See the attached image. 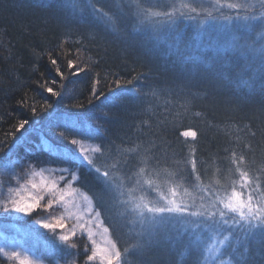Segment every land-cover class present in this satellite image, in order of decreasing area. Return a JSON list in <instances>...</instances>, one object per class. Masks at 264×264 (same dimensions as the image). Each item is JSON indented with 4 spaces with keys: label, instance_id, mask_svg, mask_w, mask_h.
Instances as JSON below:
<instances>
[{
    "label": "trees",
    "instance_id": "1",
    "mask_svg": "<svg viewBox=\"0 0 264 264\" xmlns=\"http://www.w3.org/2000/svg\"><path fill=\"white\" fill-rule=\"evenodd\" d=\"M184 1L95 0L100 16L89 0H0V171L21 178L37 161L73 171L72 186L103 212L122 255L135 245L128 242L126 222L130 226L138 218L129 205L124 210L113 200L111 190L153 201L176 188L185 200L214 184L230 186L240 166L253 185L246 189L264 198V4L244 6L240 15L224 20L185 16L176 9ZM247 1L252 6L264 0ZM149 32L169 53L146 43ZM194 36L213 44L197 47ZM191 55L197 59L186 58ZM48 87L61 95H51ZM91 121L104 130L90 131ZM57 127H67L69 140L79 143L67 145ZM184 131L197 137H184ZM96 135L103 155L96 151L99 140L87 138ZM85 145L96 148L87 159ZM126 153L150 169L152 176L143 178L153 179L154 188L141 192L127 184L124 171L117 170ZM34 219H0V233L54 261L65 245L55 233L33 229ZM180 233L194 239L191 225ZM80 243L83 252L87 245ZM225 253L232 260L231 250ZM194 257L181 248L175 259L191 264ZM126 258L134 264V257ZM150 261L169 264V257L157 249ZM0 264L7 263L0 257Z\"/></svg>",
    "mask_w": 264,
    "mask_h": 264
},
{
    "label": "snow or ice",
    "instance_id": "2",
    "mask_svg": "<svg viewBox=\"0 0 264 264\" xmlns=\"http://www.w3.org/2000/svg\"><path fill=\"white\" fill-rule=\"evenodd\" d=\"M88 5L100 16L102 15V13L97 11L95 0H89ZM227 6L232 7L231 4ZM155 15L158 16V13ZM192 39L196 41L197 47H199L201 42L209 47L213 44L212 41L204 40L200 36H194ZM179 46L180 44L176 45L177 49H179ZM185 47L186 50H189L191 45L186 44ZM186 58L197 59L195 55ZM51 63L55 65L57 60L52 59ZM68 67H73L71 61H69ZM57 74H60L59 71ZM45 91L53 96L61 95V93L54 92L51 87L46 88ZM48 107L50 109L51 105ZM26 123L27 121L22 122L20 128H24ZM68 126H71V124ZM88 127L90 131L94 130L96 133L97 130H104L102 124H95L93 121L90 122ZM55 129H61L59 131V137L68 141L67 145H76L79 143L75 138L69 140V136L73 133L67 131V127H57ZM181 135L184 137H197L195 131H184ZM87 138L99 140L98 135ZM48 139L50 140V138ZM99 142L100 147L96 151L103 155L105 146L100 140ZM52 143L55 142L53 141ZM51 146L50 144L49 149H51ZM29 147L32 146L29 145ZM44 153L43 150L40 151L41 155ZM125 155L128 156V159L117 163V170L124 171L127 184H135L136 189L141 192L144 191L145 186L148 189L154 188L155 181L153 179L143 178L152 176L150 169L144 167L141 161L136 160L134 153H126ZM85 159L87 158L85 157ZM66 163L70 164L72 162L69 160ZM147 163L151 164V161H147ZM29 164L33 163L30 162ZM191 166L193 172H195L196 161H192ZM89 173L91 175L97 174L96 170L94 173ZM239 174L243 181L240 192L233 187L229 194L227 186L219 184H214L212 188H202L201 203L199 206L196 204H178L175 199L177 195L176 188H169L168 192L170 196H161L162 203L159 205L144 197L137 198L134 193L129 192L127 199L123 203L131 207L138 219L132 226L127 225L126 222V227L130 229L127 234L128 242L135 241V245L131 250L124 249L123 255L118 250L119 240L109 225L104 227V232L108 233L111 229L116 243H113L111 240H106L107 246L102 247L96 244L95 240H92V244L88 245L85 251L81 252L79 250L75 228L71 229L70 232H65L64 230L67 228V225L64 223V217L56 215L57 206L66 205L67 201L65 197L70 196L71 193L58 192L55 182L47 183L42 179L40 184H32V188L37 190V195L30 196L27 199L10 201L6 199V202L0 205V212L12 210L26 216L37 212H50L49 219L41 220L37 218L35 220L41 228L55 233L56 239L65 245L62 251L55 254L54 264H81V256L84 257L83 264H91V262H98V264H128L126 258L128 256L134 257V264H151V253L157 249L166 251L169 257V264H177L175 257L181 248H184L187 255L191 258L193 253H195L191 264H217V262L224 264V261L220 258L229 249L231 250L232 264H257V257L259 258V264H264V198L260 200L255 199L254 201L255 193H253V195H249L245 199L242 194L243 188L245 186L252 187L253 185L247 174ZM4 177H8L7 174L0 172V180ZM102 179L107 180V176L102 177ZM213 188H215V192H213ZM9 191H11L10 188ZM204 191L211 193V195L203 196ZM221 191L224 192L223 196L219 195ZM41 192H46L47 195H40L39 193ZM120 195H124L123 190H121ZM85 199L87 200V197ZM113 200L117 204L120 202L119 197L115 194L113 195ZM96 208H98L97 205ZM181 208H186L187 211L181 213ZM173 213L180 214L185 218L187 221L184 225L185 231L188 230V225H191L192 231L194 232L193 240H185L172 221L170 219H164L165 215L170 217ZM68 215L71 216L72 213L69 212ZM36 217H39V215ZM101 217H103V212L96 211V219L100 220ZM192 218H195V220ZM103 223L107 224L105 220ZM97 226L99 227V225ZM79 227L83 230L86 225L80 224ZM197 228H202L203 231L196 232L195 230ZM225 233H229L230 235H225ZM92 236L91 229H88V239H92ZM213 236L222 237V239H213ZM83 238V235H81L80 239ZM208 240L212 241L211 244L207 243ZM253 244L256 245L255 250H253ZM0 254H4L9 259L18 261V264H48L44 260L36 261L29 259V255L27 254H23L22 256L19 251H7L4 248H0ZM201 257H203V261H201Z\"/></svg>",
    "mask_w": 264,
    "mask_h": 264
},
{
    "label": "rangeland",
    "instance_id": "3",
    "mask_svg": "<svg viewBox=\"0 0 264 264\" xmlns=\"http://www.w3.org/2000/svg\"><path fill=\"white\" fill-rule=\"evenodd\" d=\"M182 4L183 7L180 6L176 9L184 11L185 12L184 14H186L185 16H188V14L189 15L191 14L190 16H192L194 15V13H196L206 18H214L215 16L216 18L220 17L224 20H227L230 17L233 18L240 15L239 12H241V9H244V6L248 7L246 9L252 10V8H254L255 6L264 4V1L260 3H254L252 6L248 5L249 2L247 0H212V2L206 0L205 4H203L202 0L201 1L185 0L184 2H182ZM228 4H231L232 7H228L227 6ZM215 12H219L220 16L219 14L217 16L213 15ZM225 13L226 14L228 13V15H226ZM153 30L155 31V29ZM153 35H154L153 33L149 32V35L145 38L146 43L155 50L159 49V51L162 52L161 53L162 55L169 53L167 52L168 48L166 47L168 45L164 42H158L157 40H155ZM95 149L96 148L92 145L81 146V152L82 154L86 155L85 156L86 158H89L90 157L89 154H92V152ZM29 167H30L29 171L27 175H25L24 177L20 178L18 177V175H15L14 173H10L9 175H7L9 179L8 177H4L2 180H0V205H3L6 202V199L8 201L27 199L30 196L37 195V190L32 188V184L34 183L40 184L42 179L47 183L55 182L58 192L63 191V192L71 193L70 196L65 197L67 204L57 206L56 209L57 210L56 215L64 217V223L67 225V228L64 231L70 232L71 229L75 228L78 244H81L80 242L83 241L85 245L88 246L92 244V240H95L96 244L102 247H106L107 246L106 240H111L113 242L110 232L108 233L104 232V227L106 226L104 225L102 218H100V220L96 219L97 209L94 208L90 198L86 194L80 192L79 190H77L75 187L72 186V182H73L72 178L74 176L73 171H71L66 167L64 168L56 167L54 165H51L47 161H37V163L29 165ZM235 167L239 171L238 174L242 172L240 166L238 167L235 166ZM242 183L243 181L241 180V177L239 175L235 180H233L230 186H227L228 193L230 194L233 187H235V189L238 192H240ZM133 185L136 186L135 184ZM247 187L248 186H245L242 192L245 199H247L249 195H253V192L251 190L246 189ZM9 188L11 189V191H9ZM111 192H112V196L115 194L119 197V201L122 203L120 207L125 210L128 204L123 203V201L127 199L128 192L123 191L124 195H120V192L116 190H111ZM39 194L47 195L46 192H41ZM219 195L223 196L224 192L221 191ZM85 197H87V200L85 199ZM201 197L202 196L200 194L194 193L186 196L185 200H183L181 196L177 194L175 199L178 204H188V205L196 204L197 206H199V204L201 203ZM137 198H139V196H137ZM255 199L260 200L261 197L255 196L254 201ZM153 202L159 205L162 203V200L153 199ZM128 211H130L131 214H133L136 218H138L136 213L132 211L130 206L128 208ZM186 211H187L186 208H181V213H184ZM69 212L72 213L71 216L68 215ZM32 215L34 216L35 219L40 218L41 220H47L50 217V212L49 213L37 212V213H33ZM37 215H39V217H36ZM25 217H29V216L14 212L12 210H8L6 212H0V219H3L5 221L10 220L14 222L23 219ZM35 219L32 220V223H30L32 228L45 230L40 227V225L36 222ZM164 219L165 220L170 219L172 223L175 225L176 229H178L179 231L183 230V226L187 223V221L182 215L176 213L171 214L170 217L168 215H165ZM192 219L195 220V218ZM80 224L86 225L85 229L81 230V228L79 227ZM97 225H99V227ZM88 229H91L93 233L92 239H88ZM202 231H203L202 228H198V232H202ZM81 235H83L84 237L83 239H80ZM225 235H230V234L225 233ZM213 239H222V237L213 236ZM211 242H212L211 240L207 241L208 244H211ZM0 248H4L7 251H19L22 256L23 254L29 255V259H34L36 261L44 260L47 261L48 264H54V261L45 260L38 253L34 252L27 244H25L23 241H21L19 238L15 237L14 235L0 233ZM83 251H85V249H83ZM0 257L7 264H18V261L9 259L4 254H0ZM220 259L224 261V264H231L230 262H232V260L229 258L227 253H225ZM201 261H203V257ZM91 264H98V262H91ZM217 264H219V262H217Z\"/></svg>",
    "mask_w": 264,
    "mask_h": 264
}]
</instances>
